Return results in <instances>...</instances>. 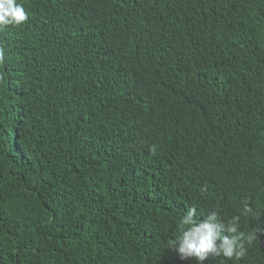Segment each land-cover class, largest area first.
<instances>
[{
	"label": "trees",
	"instance_id": "obj_1",
	"mask_svg": "<svg viewBox=\"0 0 264 264\" xmlns=\"http://www.w3.org/2000/svg\"><path fill=\"white\" fill-rule=\"evenodd\" d=\"M17 2L0 264H195L168 248L189 208L264 227V0ZM245 248L205 264H264Z\"/></svg>",
	"mask_w": 264,
	"mask_h": 264
},
{
	"label": "clouds",
	"instance_id": "obj_2",
	"mask_svg": "<svg viewBox=\"0 0 264 264\" xmlns=\"http://www.w3.org/2000/svg\"><path fill=\"white\" fill-rule=\"evenodd\" d=\"M28 19V14L17 0H0V30L8 26H20ZM4 52L0 50V62ZM244 214L252 209L244 208ZM195 208H189L180 218V234L171 239L168 248L180 260H194L195 264H205L210 257H225L240 260L246 255L245 242L252 241L257 233H264V227H255L250 232L240 230V217L233 216L222 222L215 212L203 219H196Z\"/></svg>",
	"mask_w": 264,
	"mask_h": 264
}]
</instances>
